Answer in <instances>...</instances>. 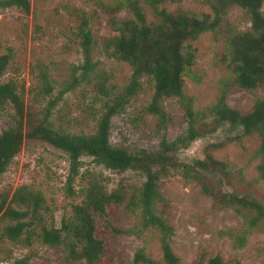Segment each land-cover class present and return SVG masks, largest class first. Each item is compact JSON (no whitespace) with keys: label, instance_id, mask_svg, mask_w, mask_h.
<instances>
[{"label":"trees","instance_id":"obj_1","mask_svg":"<svg viewBox=\"0 0 264 264\" xmlns=\"http://www.w3.org/2000/svg\"><path fill=\"white\" fill-rule=\"evenodd\" d=\"M95 1L99 8L113 16L110 20L113 35L104 42V54L131 66L129 83L120 88L98 69L93 56L92 31L88 19L81 17L79 30L83 62L73 66L69 77L62 82L54 80L46 71L39 73L38 82L30 91L35 93V97L48 100V107L44 116L36 118L28 110L25 88L13 79L1 82L14 59V53L11 48L3 53L0 46V115L8 106L14 110L13 125L0 134V176L7 172L27 140H38L67 154L70 163L68 190L71 194H74L72 184L80 175L84 157L92 158L97 166L113 173L140 170L145 174L146 181L128 195L123 186L109 191L98 177L91 178L82 190V202L72 206L71 213L62 219L60 227L56 226L53 209L44 192L29 184L19 186L11 196L0 197V243L10 241L30 247L39 242L52 248H64L75 261L110 264V240L129 232L115 225L117 210L124 205L133 213L140 211L144 227L159 232L162 258L155 259L145 248H138L123 264H180L181 259L173 248L175 229L158 211L159 205L166 201L161 179L168 176L174 165L169 154L189 146L203 135L201 128L196 126L199 115L212 117L213 128L228 123L243 127L245 135H259L261 144L257 171L260 180L264 181V99H258L248 113L232 108L228 102L232 88L254 91L264 86V0H206L210 13L191 12L185 8L172 11L166 7L170 0ZM235 6L247 13L251 26L249 30L240 32L227 25L226 50L222 59L233 80L225 83L214 104L197 110L195 99L184 90L186 76L196 64V52L191 42L205 33L220 31L226 24L229 10ZM11 7L30 13L31 0L0 1V9ZM124 10L129 11L128 18L119 17ZM145 77L153 85V95L143 113L156 117L157 130H167L171 122L163 105L171 98L178 99L189 127L186 133L174 140L164 137L157 151L140 149L131 152L112 143V122L116 116L127 111L142 90ZM84 85L92 88V103L86 111L96 122L94 131L73 133L56 126L52 119L53 110L67 94ZM184 171L188 177L201 183L203 191L213 196L219 207H236L249 212L242 230L220 232L232 240L236 250L244 248L249 234L264 223V203L227 190V185L223 183L230 176L229 164L210 153L205 159L187 165ZM196 264L238 262L219 254L208 256L203 252Z\"/></svg>","mask_w":264,"mask_h":264},{"label":"rangeland","instance_id":"obj_2","mask_svg":"<svg viewBox=\"0 0 264 264\" xmlns=\"http://www.w3.org/2000/svg\"><path fill=\"white\" fill-rule=\"evenodd\" d=\"M166 7L172 11L178 8L196 13L211 11L206 0H170ZM129 16L127 10L119 13L120 18ZM81 17L88 19L92 31L93 56L98 69L118 87L128 84L131 66L104 54V42L113 35L110 26L113 16L99 8L95 0H31L30 13L17 7L0 9V46L3 53L7 48L14 53L1 82L13 79L25 88L28 110L36 118L44 116L48 107V100L37 98L30 91L38 82L39 73L46 71L54 80L62 82L69 77L73 66L83 62L79 30ZM225 21L220 31L205 33L191 42L196 52V64L186 76L184 90L195 99L197 110L214 104L225 83L233 80L222 59L226 50L227 25L240 32L249 30L251 26L247 13L236 6L229 10ZM92 95V88L85 85L67 94L53 110L52 119L56 126L73 133L93 132L96 122L86 111L92 103ZM152 95L153 85L145 77L142 90L127 111L113 119L111 141L114 145L131 152L140 149L152 152L160 149L164 137L174 140L186 133L189 125L175 98L163 103L171 117L167 130H157L156 117L143 113ZM258 99H264V86L254 91L232 88L228 102L232 108L248 113ZM13 114L12 106H8L0 115V134L13 125ZM198 121L196 126L201 128L203 135L189 146L169 154L176 165L171 166L168 176L161 179L166 201L159 205L158 211L175 229L174 251L181 259L180 264H196L203 252L208 256L219 254L225 259H235L238 264H264V223L249 234L244 248L236 250L232 240L220 232L242 230L249 212L236 207H219L214 197L203 191L201 183L188 177L184 171L187 165L205 159L210 153L229 164L230 176L223 183L227 190L264 203V181L260 180L257 171L261 138L257 133L245 135L243 127L228 123L213 128L212 117L199 115ZM69 175L70 163L65 152L47 142L27 140L7 172L0 176V197L11 196L19 186L33 185L44 192L53 209L56 226L60 227L62 219L71 213L72 206L82 202V190L91 178L98 177L109 191L123 186L128 195L146 181L140 170L113 173L97 166L89 157L83 158V168L72 184L74 194L68 190ZM115 225L129 232L110 240V264H123L138 248H145L155 259L162 258L160 234L154 228L144 227L140 211L133 213L123 205L117 210ZM19 261L25 264H86L70 258L61 247L52 248L39 242L30 247L10 241L1 242L0 264H17Z\"/></svg>","mask_w":264,"mask_h":264}]
</instances>
